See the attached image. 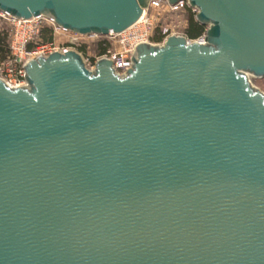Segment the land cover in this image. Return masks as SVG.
Masks as SVG:
<instances>
[{"label":"water","instance_id":"95a60500","mask_svg":"<svg viewBox=\"0 0 264 264\" xmlns=\"http://www.w3.org/2000/svg\"><path fill=\"white\" fill-rule=\"evenodd\" d=\"M186 1L204 45L140 47L126 77L71 51L0 80V264H264V0ZM149 3L0 11L108 36Z\"/></svg>","mask_w":264,"mask_h":264},{"label":"built area","instance_id":"2783aa9c","mask_svg":"<svg viewBox=\"0 0 264 264\" xmlns=\"http://www.w3.org/2000/svg\"><path fill=\"white\" fill-rule=\"evenodd\" d=\"M191 8L188 1H181L171 5L168 0H150L149 7L142 17L126 31L108 36L80 35L64 30L56 22L46 16L16 18L0 11V22L10 28L9 55L0 59V80L9 88H26V67L29 62L59 53L76 52L82 58L86 67L94 72L96 65L107 60L112 63V68L119 77H126L133 69L135 58L140 47H163L170 37H185L173 32L163 21V17L170 13H179ZM197 14L195 8H191ZM160 29L162 41L153 42L152 37L156 29ZM50 29L51 41H44L42 33ZM189 43L205 44V35ZM106 42L108 45H102ZM106 46L105 53L95 54V49ZM83 49L85 51H83Z\"/></svg>","mask_w":264,"mask_h":264},{"label":"trees","instance_id":"16d2710c","mask_svg":"<svg viewBox=\"0 0 264 264\" xmlns=\"http://www.w3.org/2000/svg\"><path fill=\"white\" fill-rule=\"evenodd\" d=\"M185 13L187 15V22H186V28L184 31V35L189 40H197L198 38L202 37L206 34L207 27L202 26L196 21V14L193 13L191 8H186ZM42 39L44 41H51L52 40V34L50 29H45L42 33ZM9 41H10V28L5 24L0 22V59H6L9 55ZM153 42H160L162 41V36L160 33V29L157 28L154 36L152 37ZM105 44L108 45L106 42H103L102 45ZM100 46L99 49H95L96 55H101L105 53L107 47ZM83 51H85L83 49Z\"/></svg>","mask_w":264,"mask_h":264},{"label":"rangeland","instance_id":"374dc122","mask_svg":"<svg viewBox=\"0 0 264 264\" xmlns=\"http://www.w3.org/2000/svg\"><path fill=\"white\" fill-rule=\"evenodd\" d=\"M163 21L166 22L167 26L176 34H184L187 22V15L185 11L179 13H168L164 15ZM251 85L264 93V78H254L251 74H248Z\"/></svg>","mask_w":264,"mask_h":264}]
</instances>
